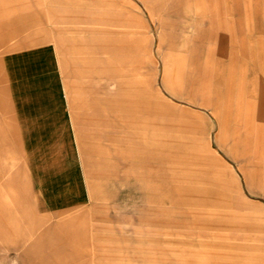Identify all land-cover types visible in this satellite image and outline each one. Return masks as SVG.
Masks as SVG:
<instances>
[{"label":"rangeland","instance_id":"rangeland-1","mask_svg":"<svg viewBox=\"0 0 264 264\" xmlns=\"http://www.w3.org/2000/svg\"><path fill=\"white\" fill-rule=\"evenodd\" d=\"M177 5L179 13L159 20L184 45L157 62L154 90L131 88L127 100L117 81L103 86V32L79 31L99 25L70 21V7L51 15L49 0H0V219L15 222L5 226L12 237L17 227L28 233L15 249L0 238V264H181L185 256L159 248L176 227L150 228L138 179L123 176L135 166L117 126L141 143L147 135L150 155L166 163L172 207L192 209L191 221L234 218L229 195L242 172L264 169V0ZM127 9L149 52L142 4L130 0ZM161 64L174 95L161 86ZM102 95L108 110L95 103ZM53 99L61 108L48 127L39 112H24L29 100L39 108ZM217 135L229 144L218 145Z\"/></svg>","mask_w":264,"mask_h":264},{"label":"crops","instance_id":"crops-1","mask_svg":"<svg viewBox=\"0 0 264 264\" xmlns=\"http://www.w3.org/2000/svg\"><path fill=\"white\" fill-rule=\"evenodd\" d=\"M49 1L52 7L51 15H61L62 9L66 10V7H70V10L67 9L70 11L67 14L70 21L99 25L79 31L103 32L100 39L104 43L99 46L100 51H103L104 64L101 70L99 69L104 77L103 86L106 88L109 80L117 81L116 88L128 89L127 100L130 98L131 88L138 90L142 87L144 90H154L157 87V62L160 60L162 63L165 54L171 53V50L176 49L180 44L182 47L185 43L182 38H168L163 33L159 20L162 12L179 13L177 5L179 0H138L149 19L146 25L151 31L149 52L141 42L140 35L143 31L129 19L127 4L130 0ZM1 10L0 18H4L5 11ZM184 15L191 16L188 13ZM3 22L0 23V43L4 42L7 36L3 29L5 21ZM160 79L163 89L168 94L174 95L177 86L173 87L163 79L162 64ZM22 88L23 86H18L16 90L20 92ZM62 94L67 96L66 92ZM147 99L149 102V98ZM127 100L125 99L126 102ZM32 103L33 100H29L27 110L24 107V112L30 116L29 119H32L34 112H39L45 118L43 121L45 127L54 123L56 118L59 119L57 111L61 108L60 100L53 99L52 102L39 108H33ZM95 103L98 105L103 103L104 109L108 110L107 95H102L101 100H95ZM213 115L220 127L221 115L215 112ZM116 117L120 118L118 112ZM122 118H133V115L130 112L123 113ZM116 128L123 136L125 135L122 144L131 151L127 156L134 161L135 166L130 173L125 171L123 176L127 177L130 174L131 177L138 179L134 188L144 194L148 203L145 207V212L149 215L146 218L147 225L152 229L176 227L172 232L174 239L164 241L173 244L165 243L159 247L163 252L185 256L184 260L180 261L181 264H264V169L259 172L248 170L242 172L243 184L241 183L229 195V210L233 219L223 223L191 221L188 216L197 214L189 213L192 209L172 207L170 176L169 172L166 173V163L150 155L147 135L143 134V143H141L138 132L135 134L132 129L118 126ZM216 143L220 146L229 144L224 142L220 135L216 136ZM231 157L237 162L241 159L236 155ZM253 216L258 217V222H252ZM10 224L16 225L7 215L4 219H0V238L9 249H15L25 242L28 233L17 227L12 229L15 232V237H12L5 228ZM31 246L30 244L28 250L21 255L26 261L29 249L35 247Z\"/></svg>","mask_w":264,"mask_h":264},{"label":"bare ground","instance_id":"bare-ground-1","mask_svg":"<svg viewBox=\"0 0 264 264\" xmlns=\"http://www.w3.org/2000/svg\"><path fill=\"white\" fill-rule=\"evenodd\" d=\"M164 71H166V70H164V69H163V75L165 74V72H164Z\"/></svg>","mask_w":264,"mask_h":264}]
</instances>
